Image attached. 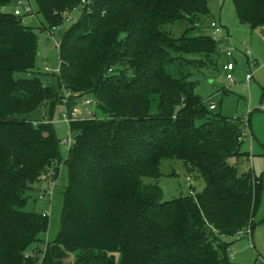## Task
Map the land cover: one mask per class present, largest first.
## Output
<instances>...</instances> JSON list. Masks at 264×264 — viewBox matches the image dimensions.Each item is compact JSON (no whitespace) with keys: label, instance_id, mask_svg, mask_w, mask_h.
Segmentation results:
<instances>
[{"label":"trees","instance_id":"obj_1","mask_svg":"<svg viewBox=\"0 0 264 264\" xmlns=\"http://www.w3.org/2000/svg\"><path fill=\"white\" fill-rule=\"evenodd\" d=\"M81 1L35 4L52 28ZM231 1L241 24L264 29V0ZM15 2L0 0V264H53L49 248L31 252L48 215L22 208L26 192L53 167L55 180L62 161L54 124L30 114L62 104L64 90L95 100L100 115L71 124L69 184L53 242L75 253L74 264L227 263L224 237L254 230L264 183L227 161L240 154L242 119L212 113L194 82L167 70L220 58L219 42L200 31L208 0H92L61 36L57 86L33 76L39 37L11 12ZM182 20L192 27L180 38L163 30ZM165 159L198 171L204 191L163 202L161 187L144 180L159 179Z\"/></svg>","mask_w":264,"mask_h":264},{"label":"rangeland","instance_id":"obj_2","mask_svg":"<svg viewBox=\"0 0 264 264\" xmlns=\"http://www.w3.org/2000/svg\"><path fill=\"white\" fill-rule=\"evenodd\" d=\"M208 6L209 15L203 18L200 31L212 36L211 23L213 21L222 23L228 28L224 26L222 34L217 36V41L222 43L224 48L233 50L237 61L236 70L233 72L234 79H227L224 65L227 64L228 59L222 54L219 59L215 58L216 63L213 66H193L183 60L177 61L167 70L174 78H185L189 82H194L195 93L201 97L206 106L209 108L210 100L216 104L217 109L212 110V113L221 114L229 119L243 120V132L248 136L243 140L240 154L229 156L227 161L236 167L239 174L251 171L257 177H261L264 183V29L258 28L249 31L247 25L241 24L231 0H208ZM72 16L74 17L73 21L65 22L62 25L64 30H57L53 35L51 27L38 13L36 4L34 5V14L24 17L25 23L39 37L38 55L33 76L40 78L45 84L58 85L56 73L60 66L58 44L61 36L79 20L80 13L74 12ZM191 27L188 20H182L164 25L163 30L174 38H180ZM230 35L233 37L232 41ZM184 57L187 60L201 59L199 54H189ZM47 67L50 71H46ZM247 74L252 76V81L249 84L245 82ZM89 99L92 98L89 97ZM156 107L157 104L154 103L153 110ZM90 109L94 111V117L98 118L100 113L97 107L90 106ZM63 110V104H57L52 110V105L45 103L31 113L30 117L38 122L52 120L57 135L62 141L68 138L69 128L68 124L60 119ZM79 118H89L82 105ZM197 124L200 125V122ZM70 147L71 145L61 144L62 161L58 166L54 189L49 187L52 182L51 177L35 183L26 192L27 204L22 208L23 211L48 215L50 226L47 232L41 234L40 239L50 247L62 248L60 251L51 249L50 255L53 264H74L75 260L74 252L53 242L60 230L64 193L69 184L66 159ZM53 171L54 167L50 169L48 176ZM161 173L162 176L157 180L146 178L144 181L146 184L157 183L161 187L163 202L188 195L197 196L206 187L201 174L198 171L189 172L183 162L178 159H165L161 164ZM254 223L255 228L252 236L246 234L243 237H224L225 241L230 242V253L233 254V258L230 254L229 261L224 264L264 263V195ZM42 242H38L34 249L40 247ZM48 245L47 248H49ZM42 252L40 251L41 254ZM116 256L119 260L120 254H116Z\"/></svg>","mask_w":264,"mask_h":264},{"label":"built area","instance_id":"obj_3","mask_svg":"<svg viewBox=\"0 0 264 264\" xmlns=\"http://www.w3.org/2000/svg\"><path fill=\"white\" fill-rule=\"evenodd\" d=\"M34 5H35L34 0H16L14 5L12 6L11 12L15 16L24 18L27 15L34 14ZM91 6H92V0H82L78 6H76L72 10L67 11L63 14L64 23L65 22L70 23L71 21H73L74 17L72 16V14L74 12H79L80 15L83 12H85L86 10H87V12H90ZM62 25L52 27L51 28V34L53 35L57 30L63 31L64 28L62 27ZM211 28H212V37L217 41V36L222 34L224 27L221 23L213 21L211 23ZM58 46H59V44H58ZM219 48H220L221 54L225 58L228 59L227 64L224 65V71L226 72L227 79L233 80L234 79L233 72L236 70V63H237L236 57H235L234 53L232 52L233 50L231 48H228V49L224 48L222 43H219ZM46 71H50V69L47 67ZM56 73H59V69L57 70ZM251 81H252V76L250 74H247L245 77V82L247 84H249ZM62 104L64 106V110L60 114V119H61V121L68 124L69 128H68V138L65 140H62L61 144H67L69 146L71 145V147H72L75 143V136H74L73 131L71 130V124L73 122H76V121L84 120L82 118H79V112L81 110V105L85 107V110H86L87 114L89 115V118H87V119H90V118H94V116H95V113L93 110L90 109V106H96V102H95V100H93V99L90 100L87 97L76 98L75 95L71 91L64 90V97H63V103ZM69 105H72V106L69 107ZM216 108H217L216 104L210 100L209 109L215 110ZM249 113L251 114L252 112H249ZM36 123H38V122H36ZM43 123H53V121L52 120H46ZM247 136L248 135H246V133L243 132L240 140L243 141ZM53 176H54V173L52 172L49 176L47 174V175H44L42 177V180H47L51 177L52 182H51V185L49 187H51L52 190L54 189V186H55V180L53 179ZM191 193H193V192H191ZM51 194H52V192H51ZM44 197H45V195L43 196V198ZM43 215L46 216L47 214L43 213ZM246 234L249 236L253 235L251 225L247 229L239 232L238 236L243 237ZM35 250L36 249L33 248L31 250V252H34ZM31 252L28 253L26 255V257H30Z\"/></svg>","mask_w":264,"mask_h":264},{"label":"crops","instance_id":"obj_4","mask_svg":"<svg viewBox=\"0 0 264 264\" xmlns=\"http://www.w3.org/2000/svg\"><path fill=\"white\" fill-rule=\"evenodd\" d=\"M220 22H221V20H220ZM221 24H222V23H221ZM224 26H225V25L223 24V27H224ZM225 27H226V26H225ZM226 28H227V27H226ZM227 29H228V28H227ZM248 30L251 31L250 29H248ZM229 33H230V32H229ZM230 36H231V35H230ZM230 39H231V41H232L233 37L231 36ZM216 109H217V108H216ZM30 118H31V117H30ZM31 119H32V120H35V119H33V118H31ZM40 242H42V241H40ZM227 242L230 244L229 241H227ZM47 245H48L47 243H43V242H42V245H41L40 247H38L36 250H37V251H43V252H44V251L46 250V248H47ZM48 246H49V245H48ZM230 246H231V245H230ZM59 248H60V247H54V246H53V247H50V246H49V251H51V249H52V250L57 249V250L60 251L62 248H61V249H59ZM229 252H230V247H229ZM230 254H231V257L233 258V254H232V253H230ZM66 255H67V254H66Z\"/></svg>","mask_w":264,"mask_h":264}]
</instances>
